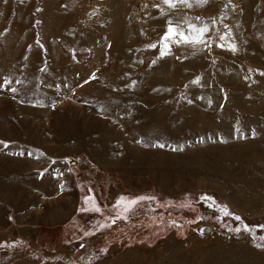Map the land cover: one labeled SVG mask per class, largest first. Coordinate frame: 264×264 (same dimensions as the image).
<instances>
[{"label": "rangeland", "instance_id": "obj_1", "mask_svg": "<svg viewBox=\"0 0 264 264\" xmlns=\"http://www.w3.org/2000/svg\"><path fill=\"white\" fill-rule=\"evenodd\" d=\"M260 225L264 0H0V264H264Z\"/></svg>", "mask_w": 264, "mask_h": 264}, {"label": "snow or ice", "instance_id": "obj_2", "mask_svg": "<svg viewBox=\"0 0 264 264\" xmlns=\"http://www.w3.org/2000/svg\"><path fill=\"white\" fill-rule=\"evenodd\" d=\"M188 0H163V3L170 6V7H175L178 3H187ZM156 7H159V5H154ZM188 27L190 29H194V32L192 35H188L187 33H185L180 27L179 25H174L172 23H169L167 25V31L164 33V39H168L171 38L173 36H179L181 39H183L185 42H201L204 39V34L208 31L207 25H203L201 27H196L195 25H191L189 24ZM221 40L224 39L223 36L220 37ZM178 42V41H177ZM221 47H223L224 45H220ZM149 47H155V45H149ZM165 47H167V45H165ZM228 47L235 51L236 49V45L235 44H228ZM163 54V53H162ZM13 91H15V89H13ZM85 201L90 200V197H84ZM137 199H143V197H139V198H134L130 203L134 204L136 202ZM125 200L124 197H120L117 200V205L120 204L121 201ZM81 210H85V209H81ZM94 211H100V208L93 204L92 209ZM237 219H240L239 217H237ZM103 226V225H102ZM247 228V226H245ZM260 227H264V225H260ZM88 233H86L87 235ZM104 251H106V249H104Z\"/></svg>", "mask_w": 264, "mask_h": 264}, {"label": "water", "instance_id": "obj_3", "mask_svg": "<svg viewBox=\"0 0 264 264\" xmlns=\"http://www.w3.org/2000/svg\"><path fill=\"white\" fill-rule=\"evenodd\" d=\"M209 230H210L209 227H203V228H201L200 232H201V233H208Z\"/></svg>", "mask_w": 264, "mask_h": 264}]
</instances>
